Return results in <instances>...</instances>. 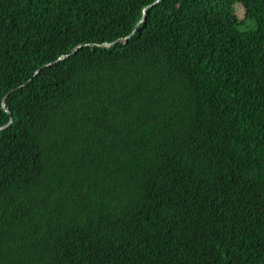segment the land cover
Returning <instances> with one entry per match:
<instances>
[{
    "label": "trees",
    "instance_id": "1",
    "mask_svg": "<svg viewBox=\"0 0 264 264\" xmlns=\"http://www.w3.org/2000/svg\"><path fill=\"white\" fill-rule=\"evenodd\" d=\"M155 1L0 0V264H264V0Z\"/></svg>",
    "mask_w": 264,
    "mask_h": 264
},
{
    "label": "bare ground",
    "instance_id": "2",
    "mask_svg": "<svg viewBox=\"0 0 264 264\" xmlns=\"http://www.w3.org/2000/svg\"><path fill=\"white\" fill-rule=\"evenodd\" d=\"M159 1H160V0H156L155 3L159 2ZM152 5H153V4H149V5L145 6L144 11H143V17L140 19L139 22H141L142 20H144V19L146 18L147 10H148V8H149L150 6H152ZM138 25H139V23H137V25L135 26L133 32L137 29ZM128 37H129V36H127L126 38L121 37V38H119L118 40H122L123 38H124V40H126ZM118 40H115V41H113V42H106L105 44L110 45V44H113L114 42H117ZM80 46H82V44L79 45V46H77L75 49H73L71 53L75 52ZM71 53H70V54H71ZM68 55H69V54H68ZM68 55H63V56L59 57V59H62L63 57L68 56ZM51 63H52V62L46 63V64H44V66L49 65V64H51ZM39 69H40V68H38L37 71H39ZM37 71H36V73H37ZM6 98H7V96H6ZM3 100H4V98H3ZM5 103H6V102H5ZM5 103H4V101H3V105H5ZM11 116H12V115H11ZM12 117H13V116H12ZM12 117H10L9 122L6 123L7 125H10V124L13 122L14 117H13V118H12Z\"/></svg>",
    "mask_w": 264,
    "mask_h": 264
},
{
    "label": "rangeland",
    "instance_id": "3",
    "mask_svg": "<svg viewBox=\"0 0 264 264\" xmlns=\"http://www.w3.org/2000/svg\"><path fill=\"white\" fill-rule=\"evenodd\" d=\"M237 5H240V3H237ZM241 6V5H240ZM243 10V7L241 6V8H240V11H241V13H243L244 11H242ZM83 160V158H82V156H81V152L79 153V155H78V157H77V159H76V163H75V168H79L80 167V164H81V161Z\"/></svg>",
    "mask_w": 264,
    "mask_h": 264
},
{
    "label": "water",
    "instance_id": "4",
    "mask_svg": "<svg viewBox=\"0 0 264 264\" xmlns=\"http://www.w3.org/2000/svg\"><path fill=\"white\" fill-rule=\"evenodd\" d=\"M8 95V93L4 96V103L6 102V96ZM12 117V116H11ZM13 118V117H12ZM8 125L7 124H5V125H3V126H0V130L1 129H3V128H5V127H7Z\"/></svg>",
    "mask_w": 264,
    "mask_h": 264
}]
</instances>
